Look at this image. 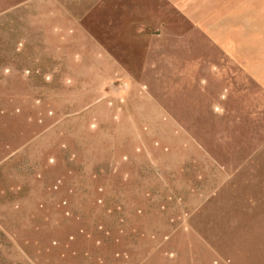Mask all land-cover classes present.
I'll return each instance as SVG.
<instances>
[{
    "label": "rangeland",
    "instance_id": "1",
    "mask_svg": "<svg viewBox=\"0 0 264 264\" xmlns=\"http://www.w3.org/2000/svg\"><path fill=\"white\" fill-rule=\"evenodd\" d=\"M0 264H264V0H0Z\"/></svg>",
    "mask_w": 264,
    "mask_h": 264
}]
</instances>
